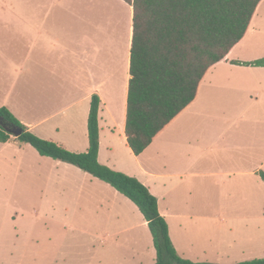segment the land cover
<instances>
[{"label":"crops","instance_id":"0c3cea01","mask_svg":"<svg viewBox=\"0 0 264 264\" xmlns=\"http://www.w3.org/2000/svg\"><path fill=\"white\" fill-rule=\"evenodd\" d=\"M133 36L134 7L125 0H0V107L6 106L37 136L50 139L40 132L55 115L46 114L50 106L58 115L87 103L81 117L88 127L92 96L97 94L102 162L101 114H107V150L113 153L121 103L120 136L137 164L118 166L114 159L104 163L138 178L158 198L176 247L169 217L177 214L160 203L161 196L176 189L175 178H215V201L223 197L220 177L228 178L231 195L254 193L257 184H264V66L234 63L264 57V0L244 38L207 72L197 98L138 156L126 136ZM10 65L22 66L21 88L7 74ZM53 141L73 152L89 149L88 133L83 139ZM166 176L173 181L166 183ZM110 206L114 209L107 195ZM113 243L107 242V248Z\"/></svg>","mask_w":264,"mask_h":264},{"label":"rangeland","instance_id":"374dc122","mask_svg":"<svg viewBox=\"0 0 264 264\" xmlns=\"http://www.w3.org/2000/svg\"><path fill=\"white\" fill-rule=\"evenodd\" d=\"M7 71L21 88L22 66L10 65ZM85 105L58 115L50 106L46 114L55 115L41 134L50 141L83 139ZM116 109L113 153L107 150V114H101V163L114 159L118 166L136 165L120 136L123 105ZM12 137L0 141V264H154L153 235L134 202L78 166L43 156ZM214 179L175 178L176 189L160 197L162 209L177 214L169 222L179 254L216 264L264 258V184L254 193L231 195L228 178L220 177L223 197L215 201ZM107 195L114 209L107 207ZM107 242L114 243L107 248Z\"/></svg>","mask_w":264,"mask_h":264},{"label":"trees","instance_id":"16d2710c","mask_svg":"<svg viewBox=\"0 0 264 264\" xmlns=\"http://www.w3.org/2000/svg\"><path fill=\"white\" fill-rule=\"evenodd\" d=\"M134 7L126 116L127 143L135 155L143 153L155 137L183 112L198 95L211 67L245 36L262 0H125ZM236 64L264 66V57ZM101 99L92 96L88 118L89 149L73 152L31 132L6 106L0 107V141L18 127L17 137L43 156L76 165L110 184L134 202L153 235L155 264H216L183 258L176 249L158 198L138 178L99 161ZM264 181V171H261ZM236 264H264V258Z\"/></svg>","mask_w":264,"mask_h":264},{"label":"water","instance_id":"95a60500","mask_svg":"<svg viewBox=\"0 0 264 264\" xmlns=\"http://www.w3.org/2000/svg\"><path fill=\"white\" fill-rule=\"evenodd\" d=\"M5 128L15 137H19L23 133V130L18 127H9L5 125Z\"/></svg>","mask_w":264,"mask_h":264}]
</instances>
